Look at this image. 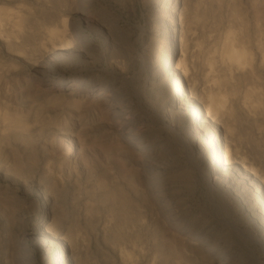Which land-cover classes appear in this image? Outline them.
I'll return each instance as SVG.
<instances>
[{"label": "rangeland", "instance_id": "374dc122", "mask_svg": "<svg viewBox=\"0 0 264 264\" xmlns=\"http://www.w3.org/2000/svg\"><path fill=\"white\" fill-rule=\"evenodd\" d=\"M235 1L245 19L247 34L254 37L257 29L264 33V0ZM46 2V6L41 7L34 0H2L0 3L12 12H34L33 24L45 22L46 12L54 6L59 8L62 17L69 19L65 34L69 45L64 50L46 52L40 58L38 51L25 48L26 53L14 64L11 73L0 72V112L12 113L26 121L25 132L28 133L23 139L0 128V264H203L188 254L187 241L182 240L185 233L170 226L167 214L160 215L158 211L166 207L176 213L177 209L149 185L140 166L134 167L130 161L113 156L125 150L139 153L140 145L128 142L125 135L133 129L143 131L140 122L147 127H160L161 136L170 145L166 172L172 190L186 203L182 213L190 217L211 215L208 220L209 223L212 220L211 230L217 232L220 245L229 248L228 252L218 250L227 259L219 262L209 258L212 252L205 251V263L264 264L262 230L240 213L230 199L224 197L222 200H226L220 202L216 198L218 192L210 191L214 177L196 160L197 152H201L199 144L183 145L184 127L188 132L201 131L208 146L214 133L211 123L203 127V116L196 117L197 110L187 105L182 132L178 133L166 109L159 107V89L156 91L149 84L151 64L171 32L172 21L178 24L177 18L184 7L190 17L192 13H204L203 31H206L200 37L195 36L196 45L192 48L197 85L194 104L203 106L205 92L212 91L225 98V106L233 102L241 105L248 91L250 100L260 99V106H264V70L261 68L255 70L253 78L243 72L233 73L232 88L217 87L206 77V60L218 58L224 37L231 30L227 23L229 0ZM100 22L103 27H99ZM118 48L125 51L124 58L115 57ZM23 65L30 67V71L19 68ZM115 79L118 80L116 86L122 82L127 92L129 108L125 116L116 112L118 105L112 84ZM57 80L63 81L64 88L56 85ZM85 80L106 83L89 89L86 103L78 98L69 99L67 93L76 88L75 81ZM96 100L97 105L87 104ZM186 100L188 98L182 97L176 108L180 109ZM138 114L141 119L129 125ZM237 114L240 123L235 124L232 137L237 139L239 151L248 161L252 151L258 152L259 160H251V163L255 162L253 166L262 180L264 119L260 116L253 125L245 120L244 113L238 111ZM222 126H218L221 134ZM69 150L71 156L64 159L66 154L63 153ZM98 164L113 179L111 187L95 169ZM117 190L124 193L132 206H137L142 216L143 249L141 245L134 249L128 241L124 242H128L126 246L121 245L115 238L118 224L125 228L126 220L115 215L114 203L106 196ZM255 202H260L257 211L263 212L264 199L260 194H256ZM162 220L167 224L161 225ZM46 229L51 233H46ZM50 239L53 240L51 245ZM199 244L203 250L216 246ZM69 248L67 254L65 250ZM122 248H126L124 252L131 261L122 255Z\"/></svg>", "mask_w": 264, "mask_h": 264}, {"label": "bare ground", "instance_id": "6f19581e", "mask_svg": "<svg viewBox=\"0 0 264 264\" xmlns=\"http://www.w3.org/2000/svg\"><path fill=\"white\" fill-rule=\"evenodd\" d=\"M34 1L40 7L42 5L46 6L47 3L46 0ZM178 4L180 5V1ZM229 8L230 13L227 23L231 30L224 37L223 48L218 58L206 60L208 70L206 77L209 76L217 87L228 86L232 88L234 86L233 73L239 71L243 72V75L253 78L257 68H261L260 70L262 71L264 70V33L257 29L254 37H250L246 32V22L242 11L237 7L235 0H229ZM197 13H192L190 17V13H187V10L183 7L177 18L178 24L172 21L170 26L171 32L168 34L159 55L155 58V62L151 64L149 69L151 78L149 84L156 91L159 89L161 98V105L159 107L166 109L168 115L171 116V120L175 123L176 131L181 133L182 130H185L183 134L184 141H182L184 147H189L192 143H197L201 147V152H197L195 157L206 168L207 172L210 173V177H214V182L209 186L210 191L218 192L216 198L220 202L226 200H222L224 197L230 199L240 213L248 216L264 233V211L258 212L257 206L260 202H255L256 194H260L262 199H264V181H262L264 178L261 176L262 180H260L258 169L256 168V170L254 167L255 162L251 163V160H259L258 152L254 151L255 153H253L252 151L253 156L251 158V153L249 155L251 160L248 161L247 157H245L246 155L244 156L241 154L242 151H239L237 139L232 137L235 124L240 123L238 111L244 113L246 118L244 119L254 125L260 116L264 119V106H260V99H255V101L250 100V96L248 95L250 92L248 93V91L247 94L245 93L246 96H244L241 105H238V103L234 104L235 102H233L229 106H225V98L220 93H213L212 91L205 92L203 106H196L194 104V90L197 85L192 67V48L196 45L194 41L197 34L200 37L204 32L206 33V31H203L205 28L204 13ZM33 15L34 12L32 14V12L27 10L12 12L10 9L0 6V72L11 73L10 71L14 69V64L19 63L21 61L20 57H23L26 53L25 48H30L31 51H38L42 55L39 57L42 58L46 52L64 50L69 45L65 35L68 32L66 24L69 19L62 17L58 7L54 6L46 12V16H44L46 21L42 22L44 24L40 23L41 25L32 23L34 20ZM192 15H195V19L192 18ZM102 23L98 24L99 27H103ZM178 27L179 30H176ZM72 29L73 27H71L70 32ZM124 53L125 51L122 48H118L115 52V57L124 58V55H126ZM112 54L113 52L110 53V56ZM173 63H175L174 67H172ZM19 68L27 71L31 69L24 65ZM167 71L169 73L165 77H162ZM115 80L116 82H111L114 84V100L118 105V109L115 110L125 116L128 114L127 109L129 108V106H126L127 92L124 90V86L121 85L122 82H119L120 86H116L118 80ZM56 82V85L61 86L59 87L60 89L64 88L63 81L57 80ZM75 83L76 88L69 91L67 97L72 100L78 98L80 101L86 103L88 102V94L86 92L95 86L101 87L106 81L85 80L75 81ZM172 86H175L176 90L172 89ZM57 91L59 92L60 90ZM184 96L188 100L185 101L182 106L183 108H176V105L180 103L181 98ZM90 102L92 103L87 104H91V106L97 105V100ZM256 102L258 103L254 104ZM187 105H192L197 110L196 117L197 115L203 116V127L211 123L214 133L213 139L210 140L208 145L210 148L206 146L207 144L205 145V138L200 133L201 131L199 133L197 131L188 132L184 127L181 130L184 123V115L188 113L189 107ZM193 116L192 114L190 120L193 119ZM140 119L141 116L138 114L128 123L129 125L134 124L135 121ZM139 124L144 128L143 131L134 132L133 129V131H127V135H125V139L128 142H131L133 145H140L138 147L139 153H135L133 150H125L113 156L116 155L120 159L130 161V164L134 167L135 165L140 166L148 177L149 185L157 189V193L158 191L161 192L160 194L162 195L160 197L165 199L167 204L172 203V206L177 209L176 213H173V211L166 207L158 211L160 215L167 214L170 226L173 225L179 231L185 233L186 236L182 240L187 241V251L193 260L202 261L203 264H206V260L204 261V256L207 255L205 251L212 252L209 258H213L217 262L226 259L224 258V253H220L218 250L228 252L229 248L226 246L222 247L219 243L220 238L217 237V232L211 230L212 220L210 223L208 221L211 215L209 214L210 216H208V213H204L201 216L190 217L186 213H182L184 210L182 207L186 203L179 195L175 194L170 186L169 173L166 172L168 167L166 155H168L170 145L161 136L160 127H147L148 125L146 124V126L144 122H140ZM219 124H222V127H224L223 134H221L220 128H218ZM26 125V121H22L16 115L7 113L6 111L0 112V128L2 131H9L12 135L14 133V136L26 139L28 137V133L25 132ZM155 146H158V148L155 149ZM71 153V150L64 152L63 154L66 155L63 158H69ZM139 155L142 157H139ZM105 161L109 162L110 160L105 159ZM95 169L104 177L107 186L111 187L114 181L109 177L108 171L101 164H98ZM218 172H221V174L219 175ZM119 190L110 192L106 196L109 201L114 203L115 215L123 221L126 220L123 222L125 228L121 224H118L116 232H114L115 238L118 241L120 240V244L128 241L129 243H127H131L134 249L140 245L142 247L144 238L141 230L145 228V226L142 228V216L137 206H132L130 200ZM160 224L164 225L167 223L162 220ZM48 232V229H46V233ZM52 242L53 240L50 239L49 244L51 245ZM199 242L201 244L205 243L206 246L216 245L217 247L203 250ZM127 243L124 245L126 246ZM129 247L131 248V245ZM125 249L122 248L120 252H122V255L128 257L127 261H131V257L125 254ZM68 250L70 251V248L65 250L67 254L69 253Z\"/></svg>", "mask_w": 264, "mask_h": 264}]
</instances>
